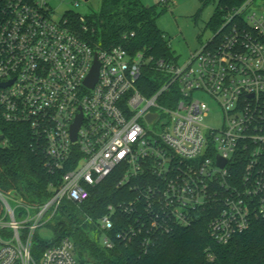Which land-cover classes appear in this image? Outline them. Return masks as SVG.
Returning <instances> with one entry per match:
<instances>
[{
    "label": "built area",
    "instance_id": "2783aa9c",
    "mask_svg": "<svg viewBox=\"0 0 264 264\" xmlns=\"http://www.w3.org/2000/svg\"><path fill=\"white\" fill-rule=\"evenodd\" d=\"M223 20L181 63L89 40L68 14L57 17L50 0H0V83L12 81L0 87L2 119L26 124L48 172L60 175L48 200L30 204L37 212L27 209L28 226L0 192V264H85L73 255L71 238L38 254L34 234L65 200L83 203L111 177L135 197L99 217L109 249L115 236L127 243L141 236L146 252L161 234L201 217L223 244L264 220V0H244ZM149 71L159 82L153 93L141 82ZM202 94L222 112L215 126L206 122ZM6 144L0 130V146ZM8 227L14 235L6 238Z\"/></svg>",
    "mask_w": 264,
    "mask_h": 264
},
{
    "label": "trees",
    "instance_id": "16d2710c",
    "mask_svg": "<svg viewBox=\"0 0 264 264\" xmlns=\"http://www.w3.org/2000/svg\"><path fill=\"white\" fill-rule=\"evenodd\" d=\"M209 1L203 0L204 3ZM243 2L218 0L211 26L221 27L223 16ZM101 9L96 20L85 19L88 31L83 30L81 16L69 13L68 17L76 30L105 47L123 44L131 52L142 49L154 59L175 58L156 23L158 14L154 8L145 7L140 0H103ZM153 73L149 71L141 79L142 84L148 86V93H153L159 85ZM0 130L8 138V144L0 146V190L15 191L16 195L33 205L48 200L52 182L57 183L60 175L48 172L37 138L26 124L3 120L1 105ZM116 181V177L104 180L91 190V196L83 203L65 200L54 221L59 235L53 244L73 235L83 253L97 264H264V220H255L249 229L223 244L213 239L208 219L201 217L191 227L161 234L146 252L141 236H136L129 243L115 236L114 248H106L98 241L99 217L108 212L110 204L135 197L133 189L120 187ZM48 245L52 244L34 241L38 254Z\"/></svg>",
    "mask_w": 264,
    "mask_h": 264
},
{
    "label": "rangeland",
    "instance_id": "374dc122",
    "mask_svg": "<svg viewBox=\"0 0 264 264\" xmlns=\"http://www.w3.org/2000/svg\"><path fill=\"white\" fill-rule=\"evenodd\" d=\"M103 0H50V4L56 11L58 18L69 13H75L84 17L87 20H96L100 13ZM145 7H152L157 12L156 23L168 40L172 53L179 62H184L194 51L198 50L200 46L212 39L215 33L219 30L220 25L213 28L211 26V19L217 8L218 0H210L204 3L203 0H171L162 2L161 0H140ZM210 108L209 116L206 122L209 125H217L221 122L222 112L219 105L216 104L211 97L202 94L201 96ZM150 128H156V123L150 125ZM1 194L8 198L12 208L16 211V219L23 223L29 217V209L32 215L37 212L35 208L24 200L21 202V196L16 195L15 191L3 192ZM2 211V212H1ZM0 215L4 214L5 203L0 196ZM53 211L46 214L45 218L51 217ZM57 213V212H56ZM54 214L51 222L39 226L35 231L34 240L36 243L43 242L53 244L54 239L58 237V230L54 226V221L57 214ZM11 217L6 218V222L10 221ZM23 225H29V222H24ZM27 230L21 229V234L24 236ZM3 236L6 238L14 235V230L7 228L3 230ZM73 240L74 246L72 253L75 257L85 264H95L89 259L87 254H84L82 248L78 246L73 235L70 236ZM99 244H102V238H98Z\"/></svg>",
    "mask_w": 264,
    "mask_h": 264
},
{
    "label": "water",
    "instance_id": "95a60500",
    "mask_svg": "<svg viewBox=\"0 0 264 264\" xmlns=\"http://www.w3.org/2000/svg\"><path fill=\"white\" fill-rule=\"evenodd\" d=\"M98 67H99V63L96 62L95 65H94V67H93V69H92V73H91V75H90V76L88 77V79H87V83H88L90 86H93L94 83H95V81H96L97 78H98V73H99V71H98ZM11 83H12V81L0 83V87L6 86V85L11 84ZM152 117H154V116L151 115V118H152ZM81 118H82V117L79 118V120L77 121V123H76V124L74 125V127H73V136H74V139H76V137H77V133H76V131H77V129L79 128V126H80V124H81ZM220 162H221L222 165L225 164V161H223V160H220Z\"/></svg>",
    "mask_w": 264,
    "mask_h": 264
}]
</instances>
